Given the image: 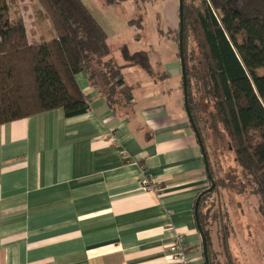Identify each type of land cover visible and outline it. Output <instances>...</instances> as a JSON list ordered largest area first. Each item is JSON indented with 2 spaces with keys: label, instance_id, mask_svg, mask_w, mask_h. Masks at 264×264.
<instances>
[{
  "label": "crops",
  "instance_id": "0c3cea01",
  "mask_svg": "<svg viewBox=\"0 0 264 264\" xmlns=\"http://www.w3.org/2000/svg\"><path fill=\"white\" fill-rule=\"evenodd\" d=\"M135 66L122 70L133 89L123 110L81 72L87 113L59 108L0 125V264H174L168 247L178 234L205 264L195 204L210 183L181 66L174 57L131 77Z\"/></svg>",
  "mask_w": 264,
  "mask_h": 264
},
{
  "label": "trees",
  "instance_id": "16d2710c",
  "mask_svg": "<svg viewBox=\"0 0 264 264\" xmlns=\"http://www.w3.org/2000/svg\"><path fill=\"white\" fill-rule=\"evenodd\" d=\"M37 1L55 35L32 42L23 16L11 19L6 0H0V125L59 108L66 117L87 113L90 97L77 82L81 72L87 74L112 109L127 108L133 89L124 80L122 70L140 65L151 72L148 52L131 53L126 45L121 46L124 62L119 63L112 54L107 30L83 0ZM103 1L118 15L126 5L142 11L141 3L155 0ZM136 16L126 20L141 31L143 14ZM182 24L188 101L210 173L214 176L211 151L203 135L202 118L197 115L203 105L196 102L195 92L212 104L214 124L222 126L241 168L243 190L257 198V212L264 219V0H184ZM190 35L198 54L195 48L189 51ZM216 187L199 202L209 264H241L231 253L228 225L223 226L221 238L226 263L217 259L213 249L211 215L204 204L217 192ZM220 216L219 212L214 217ZM225 217L227 222L232 221L227 211L219 220Z\"/></svg>",
  "mask_w": 264,
  "mask_h": 264
},
{
  "label": "rangeland",
  "instance_id": "374dc122",
  "mask_svg": "<svg viewBox=\"0 0 264 264\" xmlns=\"http://www.w3.org/2000/svg\"><path fill=\"white\" fill-rule=\"evenodd\" d=\"M89 9L94 10L99 20L105 24L108 30V43L112 49V54L119 63H123V57L120 50L121 46L126 45L131 53L138 51H147L151 64L158 61L168 62L170 64L174 57L181 66L179 54V0L174 2V13L177 12V25L174 31H168L165 22L169 21L165 15L166 8L173 0H155L152 3H141L142 11H137L126 5L120 14L127 18H136L143 14V26L140 31L135 26H129L117 13L107 12L108 8L103 4V0H83ZM191 1V0H189ZM9 7V16L11 19L17 15H22L26 22L28 36L30 41H40L51 39L55 35V30L49 18H47L41 9L37 0H6ZM103 5V7L101 6ZM92 11V12H94ZM94 12V14H95ZM124 12V13H123ZM138 18V17H137ZM165 21H164V19ZM163 31V32H162ZM175 38V39H174ZM177 39V40H176ZM176 40V41H175ZM194 38L190 35L187 44L189 51L195 48L198 50ZM180 56V55H179ZM172 65V64H171ZM135 72H127L129 76H139V69L149 73L140 65L135 66ZM183 82V81H182ZM194 86L197 85L195 77ZM196 102H200L203 107L197 112L202 118L201 125L204 129V138L209 147L210 158L213 165L215 184L219 186L211 198L205 202L204 209L210 212V228L213 249L217 251L220 261L226 263L225 250L221 238L223 237V226L228 225L231 233L228 238V244L233 257L241 264H264V219L257 212V198L248 190H243L244 180L241 168L235 162L233 152L229 149V140L223 132L220 124L215 126V118H212V104L205 100L203 95L195 92ZM198 109L196 108V111ZM210 183V182H209ZM211 183L209 184V186ZM215 189V188H214ZM228 212L232 221L227 222L225 217L222 222L219 218ZM221 216L215 218L218 213ZM236 264H238L236 262Z\"/></svg>",
  "mask_w": 264,
  "mask_h": 264
},
{
  "label": "water",
  "instance_id": "95a60500",
  "mask_svg": "<svg viewBox=\"0 0 264 264\" xmlns=\"http://www.w3.org/2000/svg\"><path fill=\"white\" fill-rule=\"evenodd\" d=\"M183 12H184V0H179V22H180V29H179V53H180V62H181V69H182V85H183V92H184V104L187 111V115L189 117V121L193 127V130L195 131L197 138L200 139V134L198 131V128L196 126V123L194 121L189 101H188V85H187V75H186V68H185V60H184V47H183ZM202 154L205 162V168L207 171L209 182L211 183L210 186H208L206 189H204L197 198L196 204H195V219L196 224L198 227V230L200 232V235L202 237V248H203V255H204V261L205 264H209V249H208V241L207 237L203 231V228L201 226L200 220H199V202L201 197L209 192H212L216 186L215 181L210 173V166L209 161L207 158V154L204 152L203 149Z\"/></svg>",
  "mask_w": 264,
  "mask_h": 264
},
{
  "label": "built area",
  "instance_id": "2783aa9c",
  "mask_svg": "<svg viewBox=\"0 0 264 264\" xmlns=\"http://www.w3.org/2000/svg\"><path fill=\"white\" fill-rule=\"evenodd\" d=\"M142 185L145 188H153L149 177H145L142 181ZM168 253L170 254L174 264H195L194 258H191L187 252V246L184 243V235H176L173 242L168 247Z\"/></svg>",
  "mask_w": 264,
  "mask_h": 264
}]
</instances>
